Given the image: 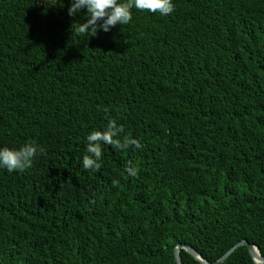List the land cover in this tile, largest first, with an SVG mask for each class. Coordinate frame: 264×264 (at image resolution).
Listing matches in <instances>:
<instances>
[{"label":"trees","instance_id":"16d2710c","mask_svg":"<svg viewBox=\"0 0 264 264\" xmlns=\"http://www.w3.org/2000/svg\"><path fill=\"white\" fill-rule=\"evenodd\" d=\"M70 4L0 0V147L45 148L0 169V264H175L184 244L212 263L242 240L264 257V0H173L87 34ZM98 105L142 147L105 145L92 173ZM222 264L254 263L241 246Z\"/></svg>","mask_w":264,"mask_h":264},{"label":"clouds","instance_id":"9594fccd","mask_svg":"<svg viewBox=\"0 0 264 264\" xmlns=\"http://www.w3.org/2000/svg\"><path fill=\"white\" fill-rule=\"evenodd\" d=\"M86 10L87 21L79 23L75 31L79 34L96 33L98 28L104 32L110 31L117 24L127 25L132 20V10L147 11L149 13L168 16L174 11L173 0H71L68 15L73 16L81 10ZM98 111L105 113L107 120L103 130H92L84 137V154L81 157V167L85 171L96 173L102 167L103 148L110 145L116 150L126 151L134 146L142 147L139 140L130 133L125 134L123 125L115 118L109 117V109L98 105ZM38 155H45V148L34 139H29L18 148L0 147V169L8 173H23L33 166ZM125 173L129 177L137 176V168L128 161ZM118 184V180H113ZM22 264V261H18Z\"/></svg>","mask_w":264,"mask_h":264},{"label":"water","instance_id":"95a60500","mask_svg":"<svg viewBox=\"0 0 264 264\" xmlns=\"http://www.w3.org/2000/svg\"><path fill=\"white\" fill-rule=\"evenodd\" d=\"M245 246L247 248V251L253 261L254 264H264V257H262L259 253L258 248L255 245L249 244L245 240H242L238 242L237 244L233 245L231 248H229L219 259H217L214 262H208L204 258L201 257V255L195 251L193 248H191L188 245H176L173 249V258L175 264H182L181 257H180V251L184 250L186 253H188L191 257H193L196 261H198L201 264H222L228 257L234 252V250L238 247Z\"/></svg>","mask_w":264,"mask_h":264}]
</instances>
